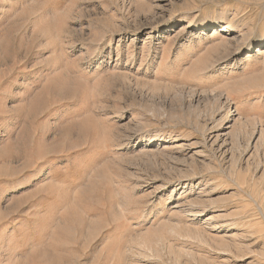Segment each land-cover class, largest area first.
I'll use <instances>...</instances> for the list:
<instances>
[{
  "label": "rangeland",
  "instance_id": "1",
  "mask_svg": "<svg viewBox=\"0 0 264 264\" xmlns=\"http://www.w3.org/2000/svg\"><path fill=\"white\" fill-rule=\"evenodd\" d=\"M0 264H264V0H0Z\"/></svg>",
  "mask_w": 264,
  "mask_h": 264
}]
</instances>
